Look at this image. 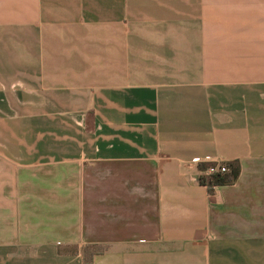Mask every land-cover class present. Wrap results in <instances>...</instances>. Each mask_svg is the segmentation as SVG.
I'll list each match as a JSON object with an SVG mask.
<instances>
[{
    "label": "crops",
    "instance_id": "0c3cea01",
    "mask_svg": "<svg viewBox=\"0 0 264 264\" xmlns=\"http://www.w3.org/2000/svg\"><path fill=\"white\" fill-rule=\"evenodd\" d=\"M0 264H264V0H0Z\"/></svg>",
    "mask_w": 264,
    "mask_h": 264
},
{
    "label": "trees",
    "instance_id": "16d2710c",
    "mask_svg": "<svg viewBox=\"0 0 264 264\" xmlns=\"http://www.w3.org/2000/svg\"><path fill=\"white\" fill-rule=\"evenodd\" d=\"M207 165H199V169L203 170ZM228 171L223 174L216 175H200L198 177V182L207 187L209 192H212V187L215 185H221L233 182L239 174V165L237 162L226 163Z\"/></svg>",
    "mask_w": 264,
    "mask_h": 264
},
{
    "label": "built area",
    "instance_id": "2783aa9c",
    "mask_svg": "<svg viewBox=\"0 0 264 264\" xmlns=\"http://www.w3.org/2000/svg\"><path fill=\"white\" fill-rule=\"evenodd\" d=\"M227 171H228V167L226 166V164L220 162H209L208 165L203 170L199 169V176L223 174L226 173Z\"/></svg>",
    "mask_w": 264,
    "mask_h": 264
}]
</instances>
